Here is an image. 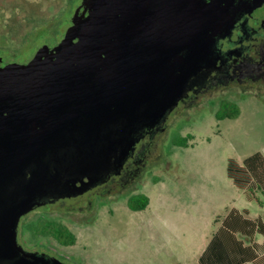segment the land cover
I'll use <instances>...</instances> for the list:
<instances>
[{
	"label": "water",
	"instance_id": "1",
	"mask_svg": "<svg viewBox=\"0 0 264 264\" xmlns=\"http://www.w3.org/2000/svg\"><path fill=\"white\" fill-rule=\"evenodd\" d=\"M137 20L125 57L126 85L124 79L102 85L92 74L99 43L81 37L91 27L88 20L66 35L56 61L40 54L27 67L0 71V264H44L45 257L19 245L22 217L46 203L90 194L119 176L145 130L161 133L181 100L202 89L212 73V63L203 65L198 55L175 81L158 80L155 62L167 52L142 55L138 48L153 32ZM122 33L121 63L124 27ZM77 36L80 47L73 44ZM143 58L149 60L140 66Z\"/></svg>",
	"mask_w": 264,
	"mask_h": 264
},
{
	"label": "flooded vegetation",
	"instance_id": "2",
	"mask_svg": "<svg viewBox=\"0 0 264 264\" xmlns=\"http://www.w3.org/2000/svg\"><path fill=\"white\" fill-rule=\"evenodd\" d=\"M25 1L36 14L31 13L27 19L24 18L26 29L22 30L24 24L17 16L6 17L7 12L2 11L3 0H0L1 20L5 26L11 25L10 29L5 28L21 44L18 48L20 51L15 54L20 59L5 64L0 59V71L10 67H27L40 54L47 62L56 61L57 48L66 35L82 21L88 20L91 27L81 37L94 36L99 43L98 49L92 52V74L102 85L121 83L123 79L126 85L129 61L125 57L129 53L128 45L135 39L132 36V21L138 17L137 21L142 24L146 21L148 26L144 25L153 32L152 38H147V44L138 48L142 55L155 57L167 52L163 61L157 59L155 62L158 80L175 81L182 71L190 68L195 60L198 61V55L203 65L212 63V73L201 83L203 88L191 91L188 97L183 98L178 111L224 89L241 87L248 94L264 93V0H51L49 8L58 10L45 17L36 7L43 4L41 0ZM140 18L143 20L140 21ZM9 19L13 22L8 23ZM123 27L124 61L121 63L117 56L123 40ZM23 36L30 37L29 43L22 44L20 38ZM81 37L73 39L75 47H80ZM199 42L201 53L195 49ZM23 51H30V54ZM148 60L143 58L140 66ZM167 129L168 126L155 136L152 130H145L133 147L122 173L97 186L92 193L61 199L53 204L46 203L24 215L18 232L19 245L27 253L45 257L44 264H78L74 262V257L60 254L46 238L33 242L29 225H24V228L23 222L32 215L50 218L53 215H81V218H85L87 212L93 211V198H106L116 190L128 189L136 184L137 179L150 168L154 156L159 154V138L166 134ZM31 134L35 135L36 131H31Z\"/></svg>",
	"mask_w": 264,
	"mask_h": 264
},
{
	"label": "rangeland",
	"instance_id": "3",
	"mask_svg": "<svg viewBox=\"0 0 264 264\" xmlns=\"http://www.w3.org/2000/svg\"><path fill=\"white\" fill-rule=\"evenodd\" d=\"M5 1L8 0H3L2 11L7 12L6 17L17 16L25 30L24 18L36 12L28 8L30 5L25 0ZM41 2L43 4L36 7L37 11H42V17L58 10L49 8L51 0ZM2 17L0 59L5 64L20 59L15 54L21 44L7 31L11 25L5 26ZM20 40L25 45L30 37L23 36ZM178 110L179 107L169 118L166 134L159 138V154L136 184L116 190L106 198H93V211L87 212L85 218L53 215L52 219L67 226L77 238L76 244L69 247L48 240L60 254L74 257L78 264H180V259L189 252L183 243L199 242L202 233L198 231L205 226L199 224L200 228L194 224L193 217L184 211L183 205L187 203L183 202L184 195L188 192L185 183L207 178L223 187L229 160L243 164L246 157L264 149V93L248 94L241 87L224 89ZM184 138H189L188 147L179 145ZM211 189L208 187V191ZM140 195L148 196L151 203L143 211H133L129 200ZM177 195L183 198L181 202L177 201ZM158 213L164 218L162 228ZM193 215L198 220L206 217L203 211ZM38 218L50 217L32 215L23 226ZM169 244H178V247L174 245L177 247L174 249Z\"/></svg>",
	"mask_w": 264,
	"mask_h": 264
},
{
	"label": "crops",
	"instance_id": "4",
	"mask_svg": "<svg viewBox=\"0 0 264 264\" xmlns=\"http://www.w3.org/2000/svg\"><path fill=\"white\" fill-rule=\"evenodd\" d=\"M256 153H261L264 157V149ZM249 157H246L242 163ZM211 181L207 178H197L185 183L188 186V188L185 187L188 192L184 195L185 201L183 202H187L183 205L184 211L191 218L193 217L194 224H204L205 227L201 228L202 225H199L201 229L198 233H202V236L198 238L199 242L183 243L184 249L189 250V252L187 256L185 255L180 259V264H184L183 261L186 264H200L202 257L206 254L213 239L221 229L224 220L234 210L240 212L247 220L261 221L264 224V192L255 181H252L246 189L238 188L234 181L229 178L228 173L227 180L223 181V187L218 182ZM208 187H212V189L208 191ZM178 196L176 199L181 202L183 198ZM202 211L206 214V217L202 218V215V219L198 220L193 214ZM158 216L160 228H162L164 218L159 213ZM248 234L235 233L234 238L230 236L221 238L207 256V264L239 263L244 258L239 254L236 255V252L234 253V250L239 247V242L244 247H251L257 255L252 261H246L244 264H264V231ZM169 245L174 249L178 247V244ZM163 248H165L164 245Z\"/></svg>",
	"mask_w": 264,
	"mask_h": 264
},
{
	"label": "trees",
	"instance_id": "5",
	"mask_svg": "<svg viewBox=\"0 0 264 264\" xmlns=\"http://www.w3.org/2000/svg\"><path fill=\"white\" fill-rule=\"evenodd\" d=\"M237 116L230 118L233 119ZM188 141L189 138H184L179 145L181 147H188ZM227 173L238 188L246 189L252 181H255L264 192V157L261 153H256L247 158L243 164L233 159L229 160ZM128 204L133 211H143L149 206L150 199L145 195L133 196L130 198ZM29 230L35 240L46 238L54 240L59 245L65 247L74 246L77 241L75 234L67 226L52 218L33 220L29 225ZM256 231H264V224L261 221L247 220L237 210L232 211L224 220L221 229L216 234L206 254L202 257L200 264H207V256H209L211 250H213V247L221 238H225L226 236L234 238L235 233H249L251 235ZM238 246L239 249L234 250V253L236 252V255L239 254L244 258L239 263L233 264H244L246 261H252L257 256L251 247H244L241 242L238 243Z\"/></svg>",
	"mask_w": 264,
	"mask_h": 264
}]
</instances>
